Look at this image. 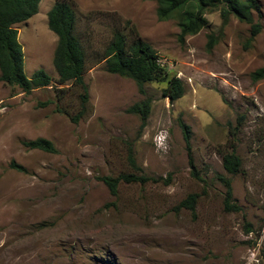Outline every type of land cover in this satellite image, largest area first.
<instances>
[{
    "label": "rangeland",
    "instance_id": "rangeland-1",
    "mask_svg": "<svg viewBox=\"0 0 264 264\" xmlns=\"http://www.w3.org/2000/svg\"><path fill=\"white\" fill-rule=\"evenodd\" d=\"M56 1L75 12L85 51L88 100L76 123L82 92L58 85L52 64L57 37L47 13ZM256 1L251 15L261 31L250 43V25L224 19L220 8L180 42L177 21L159 19L157 0L40 1L15 28L25 76L41 70L51 83L25 94L0 81V264H264V79L252 80L264 67V0ZM116 31L128 46L142 42L158 54L182 83L180 99L162 97L166 83L140 93L106 71L101 59ZM144 101L142 124L128 110ZM158 135H166V151L156 149ZM39 138L56 152L23 146ZM232 151L242 163L236 175L222 165ZM130 175L157 182L121 181L114 197L99 181ZM219 178L230 181L240 213L224 211ZM193 193L195 216L177 210Z\"/></svg>",
    "mask_w": 264,
    "mask_h": 264
},
{
    "label": "trees",
    "instance_id": "trees-1",
    "mask_svg": "<svg viewBox=\"0 0 264 264\" xmlns=\"http://www.w3.org/2000/svg\"><path fill=\"white\" fill-rule=\"evenodd\" d=\"M41 0H0V81L10 87H17L21 92L28 94L34 89L47 88L51 83V78L44 71L35 72L30 79L24 74L23 69V51L18 42L17 25L27 22L38 13V7ZM158 16L161 20L173 19L177 21L179 27L178 39L180 42L187 36L196 35L199 31L206 28L208 21L205 14L221 9V16L227 19L233 15L238 20L250 25V43L261 31L260 24H254L251 11H259L256 0H157ZM48 29L57 37V46L53 54L52 64L57 74V84L63 86L70 83L81 90L80 107L78 114L71 118L77 122L83 117L85 105L88 100L87 87L83 77L87 71L85 51L79 39L76 37V15L71 6L65 1H56L47 13ZM216 43L214 36H208V49L210 50ZM101 61L105 62L106 71L109 74L117 75L121 78L132 80L140 93L146 84L154 82L166 83L162 91V97L168 98L174 102L183 96V86L181 81L170 76L160 63L158 54L147 44L136 42L130 46L127 45L124 35L116 31L112 41L104 50ZM264 79V67L252 75L253 81ZM149 101H144L132 106L128 112L140 117L142 124L147 119L149 113ZM183 138L189 157V165L192 172L195 167L190 156V134L186 126L181 125ZM23 146L30 150H39L46 153H55L51 142L45 139H36L23 142ZM128 161L134 169L136 166L130 152ZM222 165L224 170L230 175H236L241 172L242 163L234 152L225 153L222 156ZM10 168L23 172V168L10 163ZM224 193V211L226 213H240L241 208L232 198V189L230 181L225 178H219ZM109 190L111 196H117L118 184L125 183H146L154 179H147L134 175L119 176L117 178L102 177L99 178ZM198 194H189L176 206L177 210H187L192 216H195V209L198 203ZM250 226H246V233Z\"/></svg>",
    "mask_w": 264,
    "mask_h": 264
},
{
    "label": "clouds",
    "instance_id": "clouds-1",
    "mask_svg": "<svg viewBox=\"0 0 264 264\" xmlns=\"http://www.w3.org/2000/svg\"><path fill=\"white\" fill-rule=\"evenodd\" d=\"M166 135H158L155 139H154V143H155V147L157 150H163L166 151L167 150V144H166Z\"/></svg>",
    "mask_w": 264,
    "mask_h": 264
}]
</instances>
